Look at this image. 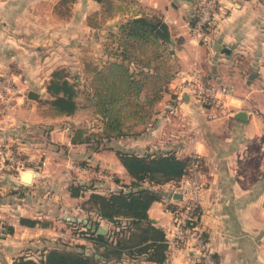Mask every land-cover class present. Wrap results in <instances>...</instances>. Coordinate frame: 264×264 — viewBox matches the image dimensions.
<instances>
[{
  "label": "crops",
  "instance_id": "1",
  "mask_svg": "<svg viewBox=\"0 0 264 264\" xmlns=\"http://www.w3.org/2000/svg\"><path fill=\"white\" fill-rule=\"evenodd\" d=\"M60 1L0 0V20L6 23L5 27H0V75L9 78L6 73L11 70L9 65L15 55L31 50L19 39L26 37L28 31L42 37L58 30L59 19L54 7ZM87 1L90 6L95 5L93 11L101 15V4ZM139 1L146 5L144 14L150 15L151 9L162 12L163 21L168 23L171 32V53L175 51L172 54L177 57L180 69L170 83L172 93H166L156 106V112L162 115L161 126L150 127L146 135L133 137L132 151L136 154L172 152L181 158L198 156L202 163L199 231L200 235L208 237L207 249L218 264H264V0H219L220 8L213 27L207 32V41H200L193 31L196 22L193 2ZM88 13L90 10L75 14L70 20L90 34L96 27L89 23ZM126 17L118 14L103 24L115 23L113 28L117 32L119 21ZM28 21L36 22L35 30L28 26ZM72 29L75 30L74 26ZM195 63L213 86L233 87V92L223 98V104L204 108L185 86ZM30 91L28 89L27 94ZM29 100L17 97L11 123L0 111V138L6 136L9 126L23 127L25 132L31 127L38 132L39 124L49 121L54 124L53 142L71 146V152L81 150L72 144L66 127L56 123L59 119L76 120L78 117L55 115L43 119L37 113L36 102ZM241 111L246 113L245 120L237 117ZM171 118L174 119V127L169 128L172 132L161 138L162 127ZM136 138L146 139L147 144ZM3 168L0 161V178L3 177L0 194L6 196L10 193L12 178L11 175L6 178ZM26 171L33 174L34 185L37 174L30 169ZM118 171L120 174L126 171L121 162ZM180 182L188 188L189 176L185 175ZM16 183L27 185L21 180ZM164 215L161 203L154 202L149 216L156 224L164 226L160 220H165ZM24 228L26 232L31 229ZM34 235L37 236V232Z\"/></svg>",
  "mask_w": 264,
  "mask_h": 264
},
{
  "label": "rangeland",
  "instance_id": "2",
  "mask_svg": "<svg viewBox=\"0 0 264 264\" xmlns=\"http://www.w3.org/2000/svg\"><path fill=\"white\" fill-rule=\"evenodd\" d=\"M198 1H192L196 10V15L193 17L196 20L194 25L200 19ZM90 4L87 0H75V2L68 1L62 5L59 2L55 5L54 12L59 19L58 30L53 34L50 31L42 37L35 36V31H28L26 37L19 38L31 50L24 55L16 54L12 64L9 65L11 70L6 73L13 82H16L21 90V96L26 101L31 99L27 94L28 89L39 93L37 99L31 100L37 104L38 115L43 119H50L56 114L48 103L51 97L47 92V84L54 70L66 71L69 79L78 85L79 108L73 114L78 118L59 119L56 123L59 127H66L67 134L78 141L72 144H76L75 148L81 150L71 152V146L53 142L51 130L54 124L49 121L41 122L38 126L41 130L39 129L38 132L31 127L25 132L23 127L9 126L5 138L13 150L14 161L0 160L4 165L2 172L5 173L6 178L9 175L12 178L9 197L7 194L6 196L0 194V264H12L14 259L21 256L39 260L53 248L73 251L80 250L79 246L83 245L87 253L97 252L93 242L85 237V227L77 220L87 218L99 220V217L94 211L83 209V202L92 190L109 194L121 190L123 184L131 183L132 178L126 171H123V174L118 171L120 165L118 151L133 152V137L139 134L146 135L150 132V127L161 126L162 115L157 112L158 118L152 115L145 123L127 121L124 128L125 136L108 139L103 134L104 120L97 111L93 97V70L95 67L102 68L105 62L118 53L116 49L119 39L113 28L115 23H110L108 26L103 24V16L95 13L93 9L96 6ZM145 6L141 1L135 0L132 9L145 13L146 11L143 10ZM219 8V0H216V13ZM87 10H90L89 23L96 27L90 34L77 28L79 24L75 22L73 25L74 22L70 20L73 15L85 14ZM148 13L163 17L162 12L156 9H151ZM215 17L216 14L214 22ZM127 18L120 20L119 23ZM35 23V21L27 22L28 26H32V30H35ZM48 23L49 26L52 24L50 21ZM5 26L6 23L0 20V27ZM73 26L75 30H71ZM168 46L171 48L169 43L162 49H167ZM167 61L174 72L180 69L176 56L170 57ZM197 69L199 70L198 66ZM150 91L151 88L148 87L145 92L149 94ZM166 93H172L170 85L163 93V97ZM12 114L14 118V110ZM13 120L8 122L11 123ZM173 121L174 119L171 118V121H167L162 127L161 138L172 132L169 128L174 127ZM85 138H90L91 141H80ZM136 140L139 141L138 138ZM139 142L147 144L146 139ZM192 156L194 158L195 154ZM29 169L37 174V182L34 185L33 183L17 184L16 180H21V171ZM190 171L188 188L181 184V180L154 187L161 191L163 196L162 201L159 202L165 213V220L160 219L164 226L157 225L166 230L170 241L167 264H218L207 249L208 237L205 239V236L200 235L201 207L195 196L196 193L192 192L196 173V168H193L192 164ZM2 178H0L1 186ZM72 184L81 185L85 189V196L72 197L69 191ZM21 218L39 222L35 226H28L20 222ZM99 223V228L105 230L101 234L112 236L117 229L115 223L106 220H100ZM24 227L31 229L26 232ZM35 232L37 236L34 235ZM96 256L100 257L98 253ZM128 263V260L124 262V264Z\"/></svg>",
  "mask_w": 264,
  "mask_h": 264
},
{
  "label": "trees",
  "instance_id": "3",
  "mask_svg": "<svg viewBox=\"0 0 264 264\" xmlns=\"http://www.w3.org/2000/svg\"><path fill=\"white\" fill-rule=\"evenodd\" d=\"M68 1L75 2L61 0L60 3ZM95 1L101 4L104 22L118 14L128 17L115 32L119 39L118 53L102 68L93 70L95 105L104 120L103 134L111 139L125 136L127 121L145 123L157 113V104L179 70L174 72L168 65L167 60L174 55L170 46L162 49L169 43L156 32L163 22L161 16L134 11L135 0ZM202 75L211 85L208 77ZM148 87L151 88L149 94L145 92ZM47 92L51 97L48 103L56 115L70 116L78 110V85L69 79L64 69L53 71ZM80 141L90 142L91 139ZM77 142L73 137L72 143ZM117 155L131 176V183L123 184L121 190L109 194L92 190L83 202V209L94 211L99 220H77L85 227V237L93 242L97 252L89 254L83 245L79 246L80 250L73 251L53 248L39 260L21 256L12 264H124L126 260L128 264H167L170 241L165 229L149 216L152 204L163 198L161 191L154 187L189 176L193 156L181 158L172 152L136 154L123 151H118ZM69 191L72 197L85 196L81 185L72 184ZM100 220L116 224L117 229L112 236L98 233ZM20 222L35 226L39 221L21 218ZM97 253L100 257L96 256ZM213 258L217 262L214 255Z\"/></svg>",
  "mask_w": 264,
  "mask_h": 264
},
{
  "label": "built area",
  "instance_id": "4",
  "mask_svg": "<svg viewBox=\"0 0 264 264\" xmlns=\"http://www.w3.org/2000/svg\"><path fill=\"white\" fill-rule=\"evenodd\" d=\"M198 8L200 13V19L194 25V33L200 41H207V32L214 25V16L216 14V0H199ZM185 86L193 92L197 101L202 107L210 105H221L223 104V98L233 92V87L229 85H220L215 87L205 82L202 73L197 69L196 63L194 70L191 73V79L187 81ZM21 96V90L17 87V84L7 78L6 76L0 75V111L8 119H13L12 111L15 109L17 104V97ZM214 117V116H213ZM0 160L5 162L9 160L14 161L13 150L7 140V138H0ZM198 156H194L192 160L193 168H196L195 173V196L198 200L201 189V162ZM215 264V263H214Z\"/></svg>",
  "mask_w": 264,
  "mask_h": 264
},
{
  "label": "water",
  "instance_id": "5",
  "mask_svg": "<svg viewBox=\"0 0 264 264\" xmlns=\"http://www.w3.org/2000/svg\"><path fill=\"white\" fill-rule=\"evenodd\" d=\"M185 1L192 2L193 0H185ZM156 32H157L158 36L163 41H166L168 43H171L172 42L171 32H170L169 25H168L167 22L163 21L162 24L160 25V27L157 29ZM225 51H228L229 52V50H225ZM174 52L175 51L172 50V53H174ZM251 77H254V74ZM38 97H39V93H36L34 91H30L29 92V98H31V99H37ZM245 116H246V113L243 112V111L239 112L238 115H237V117L239 119H241V120H245ZM21 180H22L23 183L31 184L33 182V174L30 171H24L21 174ZM104 231L105 230L103 228H99L98 229V233H102Z\"/></svg>",
  "mask_w": 264,
  "mask_h": 264
}]
</instances>
